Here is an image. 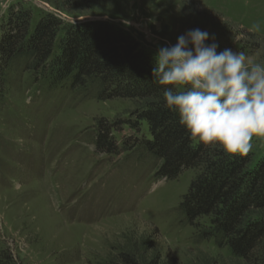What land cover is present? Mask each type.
I'll return each instance as SVG.
<instances>
[{
  "label": "rangeland",
  "instance_id": "1",
  "mask_svg": "<svg viewBox=\"0 0 264 264\" xmlns=\"http://www.w3.org/2000/svg\"><path fill=\"white\" fill-rule=\"evenodd\" d=\"M53 2L62 1L0 0V27L11 7L30 8L36 19L58 12ZM81 11L78 18L58 13L67 21L107 20L155 54L200 29L217 53L230 49L264 63V0H89ZM133 108L128 99L97 100L67 80L52 85L22 66L6 70L0 253L9 252L14 264H106L121 250L144 264H246L212 238L199 239L186 223L179 204L197 169L166 180L155 175L156 160L135 145L117 153L96 150L97 121L124 119ZM116 128L117 146L146 131L144 125ZM252 144L254 162L264 155V138Z\"/></svg>",
  "mask_w": 264,
  "mask_h": 264
},
{
  "label": "trees",
  "instance_id": "2",
  "mask_svg": "<svg viewBox=\"0 0 264 264\" xmlns=\"http://www.w3.org/2000/svg\"><path fill=\"white\" fill-rule=\"evenodd\" d=\"M59 1L52 3L58 12L78 18L83 15L81 5L89 0ZM58 12L34 19L30 8L9 9L0 27V85L8 68L22 66L34 76L47 77L52 85L67 80L70 88H84L97 100L132 101L135 109L128 117L97 121L96 150L117 153L135 145L156 160L155 175L166 180L197 169L179 204L186 223L197 230L199 239L212 238L244 263L264 264V155L253 162V152L229 156L219 147L190 140L175 110L165 107V87L152 77L155 53L107 20L67 21ZM120 125L136 131L144 125L146 131L117 146L113 135ZM128 141L134 143L130 146ZM203 218L207 221L201 223ZM0 264H14L9 252L0 253ZM106 264L144 262L121 250Z\"/></svg>",
  "mask_w": 264,
  "mask_h": 264
},
{
  "label": "clouds",
  "instance_id": "3",
  "mask_svg": "<svg viewBox=\"0 0 264 264\" xmlns=\"http://www.w3.org/2000/svg\"><path fill=\"white\" fill-rule=\"evenodd\" d=\"M208 39L194 29L159 48L152 77L165 87V107L175 110L190 140L247 156L253 138H264V63L230 49L217 53Z\"/></svg>",
  "mask_w": 264,
  "mask_h": 264
}]
</instances>
